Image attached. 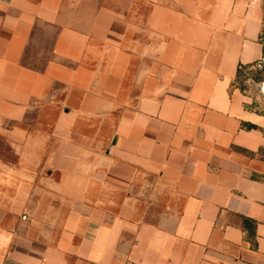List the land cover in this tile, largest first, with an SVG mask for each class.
Returning a JSON list of instances; mask_svg holds the SVG:
<instances>
[{
	"label": "crops",
	"instance_id": "crops-1",
	"mask_svg": "<svg viewBox=\"0 0 264 264\" xmlns=\"http://www.w3.org/2000/svg\"><path fill=\"white\" fill-rule=\"evenodd\" d=\"M263 59L264 0H0V264H264Z\"/></svg>",
	"mask_w": 264,
	"mask_h": 264
},
{
	"label": "rangeland",
	"instance_id": "rangeland-1",
	"mask_svg": "<svg viewBox=\"0 0 264 264\" xmlns=\"http://www.w3.org/2000/svg\"><path fill=\"white\" fill-rule=\"evenodd\" d=\"M261 62L241 70L236 82L253 99L252 107L264 112V66Z\"/></svg>",
	"mask_w": 264,
	"mask_h": 264
},
{
	"label": "trees",
	"instance_id": "trees-1",
	"mask_svg": "<svg viewBox=\"0 0 264 264\" xmlns=\"http://www.w3.org/2000/svg\"><path fill=\"white\" fill-rule=\"evenodd\" d=\"M249 66H243V67H241L240 69H239V72H238V76H240V74H241V70H243V69H245V68H248Z\"/></svg>",
	"mask_w": 264,
	"mask_h": 264
},
{
	"label": "built area",
	"instance_id": "built-area-1",
	"mask_svg": "<svg viewBox=\"0 0 264 264\" xmlns=\"http://www.w3.org/2000/svg\"><path fill=\"white\" fill-rule=\"evenodd\" d=\"M261 64L264 66V59H263V61L261 62Z\"/></svg>",
	"mask_w": 264,
	"mask_h": 264
}]
</instances>
